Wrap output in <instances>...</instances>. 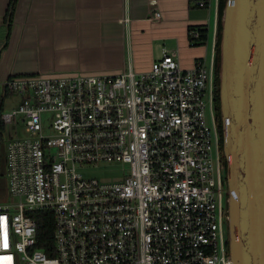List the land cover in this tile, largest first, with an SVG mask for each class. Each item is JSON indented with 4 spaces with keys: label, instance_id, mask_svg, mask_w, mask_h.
<instances>
[{
    "label": "built area",
    "instance_id": "built-area-1",
    "mask_svg": "<svg viewBox=\"0 0 264 264\" xmlns=\"http://www.w3.org/2000/svg\"><path fill=\"white\" fill-rule=\"evenodd\" d=\"M0 92L20 98L0 117L12 200L0 203V264H230L213 57L185 70L163 49L145 72L17 76ZM107 165L127 173L86 174ZM38 211L53 216V256L37 248Z\"/></svg>",
    "mask_w": 264,
    "mask_h": 264
},
{
    "label": "crops",
    "instance_id": "crops-1",
    "mask_svg": "<svg viewBox=\"0 0 264 264\" xmlns=\"http://www.w3.org/2000/svg\"><path fill=\"white\" fill-rule=\"evenodd\" d=\"M9 4L0 0V85L17 76L141 73L163 49L177 52L185 70L214 56L217 0H16L10 23ZM200 27L210 35L203 46L190 42Z\"/></svg>",
    "mask_w": 264,
    "mask_h": 264
},
{
    "label": "water",
    "instance_id": "water-1",
    "mask_svg": "<svg viewBox=\"0 0 264 264\" xmlns=\"http://www.w3.org/2000/svg\"><path fill=\"white\" fill-rule=\"evenodd\" d=\"M218 95L230 264H264V0H225Z\"/></svg>",
    "mask_w": 264,
    "mask_h": 264
},
{
    "label": "trees",
    "instance_id": "trees-1",
    "mask_svg": "<svg viewBox=\"0 0 264 264\" xmlns=\"http://www.w3.org/2000/svg\"><path fill=\"white\" fill-rule=\"evenodd\" d=\"M16 0H10L8 12L6 14V20L10 23L14 11ZM225 0L217 1V22H216V34H215V45H214V113L218 126V132L220 136V147L222 151V132H221V120L219 113V95H218V61H219V47H220V33H221V19L223 14ZM207 4H204L206 8ZM198 33V39L193 38V33ZM209 33L207 29L196 28L190 29V42L192 44L203 46L209 39ZM11 96L8 93L0 94V117L3 111V101ZM5 131L3 122L0 119V142L2 141V135ZM33 218L36 221L37 226V248L43 250L48 256H53L52 251V235L54 229L53 216L50 212L38 211L33 214Z\"/></svg>",
    "mask_w": 264,
    "mask_h": 264
},
{
    "label": "rangeland",
    "instance_id": "rangeland-1",
    "mask_svg": "<svg viewBox=\"0 0 264 264\" xmlns=\"http://www.w3.org/2000/svg\"><path fill=\"white\" fill-rule=\"evenodd\" d=\"M19 104L18 96L12 95L7 97L4 102V108L2 114L10 113L13 109H16ZM50 114L43 115V124L46 125L51 119ZM10 130L6 127L2 135V141L0 142V203L11 202L10 195L8 193V182L6 178V142L8 133ZM16 134L18 139L26 138L23 125L19 123L16 127ZM127 170L123 169L120 165L113 166H101L98 168H92L87 170L86 174L89 178L96 179L101 182H117L120 181Z\"/></svg>",
    "mask_w": 264,
    "mask_h": 264
}]
</instances>
